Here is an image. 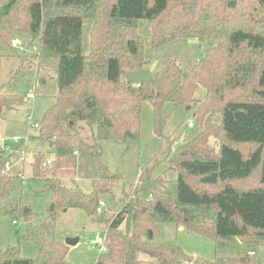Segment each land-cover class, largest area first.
Instances as JSON below:
<instances>
[{
  "label": "trees",
  "instance_id": "obj_1",
  "mask_svg": "<svg viewBox=\"0 0 264 264\" xmlns=\"http://www.w3.org/2000/svg\"><path fill=\"white\" fill-rule=\"evenodd\" d=\"M93 19L89 51L83 50L85 18ZM152 28V44L161 47L181 37L208 42L205 56L189 69L173 58L164 60L155 76L132 85L122 79L125 68H140L144 40L138 21ZM40 39V54L58 61V93L40 124V137L50 141L56 159L43 167L38 153L33 176L45 178L52 193L44 219L21 199L11 195L14 179L10 156L0 148V217L24 219L21 239L35 243V257L22 255L20 245L0 246V264H64L69 245L57 236L59 209L78 208L106 226V251L96 264H144L140 253L166 264H256L253 250L264 242V0H0V48L9 46L18 32ZM214 41H218L215 45ZM3 54L0 51V71ZM145 60V58H144ZM220 91L221 132L217 151L207 134L204 107L196 112V128L177 151L171 167L178 170L177 196L155 193L150 198L132 195L118 211H99V194L111 191L118 175L104 166L93 180L92 192L75 183L66 187L57 171L76 170L82 151L100 154L103 140H133L139 136L142 107L152 103L157 133L174 109L194 101L198 86ZM0 119L24 97L1 92ZM248 97H227L232 91ZM197 114L198 117H197ZM84 123L94 133L89 142L76 126ZM255 144L246 154L239 145ZM47 164V161L45 162ZM260 175V185L240 188L238 181ZM198 178L199 183H194ZM150 168L140 172L145 185ZM186 226L214 240L216 250L235 245L245 249L235 257L207 259L187 253L178 244L155 241L158 224ZM150 230L153 237H150Z\"/></svg>",
  "mask_w": 264,
  "mask_h": 264
},
{
  "label": "rangeland",
  "instance_id": "obj_2",
  "mask_svg": "<svg viewBox=\"0 0 264 264\" xmlns=\"http://www.w3.org/2000/svg\"><path fill=\"white\" fill-rule=\"evenodd\" d=\"M102 2L110 5L113 0ZM92 27L93 19L85 18L83 31L85 53L89 51ZM137 29L144 40L145 60L143 58V65L140 68L126 67L122 75L123 80L134 86L143 80L153 78L161 63L168 58L176 59L184 69H189L205 56L209 47L208 42H202L194 37H181L161 47H155L152 44V28L149 22L145 19L139 20ZM214 42L216 45L218 41ZM0 51L3 54L0 71L1 92L20 94L24 97L23 102L16 108L6 109L3 119H0V147L4 154L10 156L9 170L14 177L11 181V195L30 206L38 214L37 220H41L47 214V205L52 193L46 186L45 178L33 176L32 162L38 153L44 156L43 167H51L56 159L50 141L40 137L39 133L41 121L48 108L55 103V95L58 93V61L53 56L41 55L40 39H34L31 33L26 31L16 33V38L9 46H1ZM219 94V90H209L207 86L199 85L194 101L186 102L177 109L173 108L172 103L166 102L161 113L167 115L168 119L160 133L155 130L154 107L151 102L145 101L139 136L136 139L103 140L100 142L98 156L95 152L82 151L77 156L78 165L75 171L62 168L57 174L66 187H72L77 183L87 193L93 191V180L101 173V166L117 174L118 180L111 191L99 194L100 200L105 203L102 209L111 211L112 205L117 204L113 212L122 209L124 203L134 194L140 195L141 198H150V194L158 193L175 198L178 170L171 167L172 161L176 158L179 147L196 128L197 118L194 113L204 107V104L207 105L204 109L210 123L208 131L213 132L207 134L209 142L214 151L219 149L221 138L219 110L224 102L220 101ZM249 95L246 90L242 92L234 90L227 97L242 98ZM36 123L38 126H35ZM76 130L92 142L94 133L89 126L80 123ZM5 136L13 142L5 144L3 142ZM15 136L18 140H13ZM239 146L246 154L256 148V145L251 143ZM48 159L51 162L45 164ZM145 167L150 168V180L143 190L140 172ZM193 182L199 183L198 178H193ZM260 183L258 172L244 181H238L240 188L255 187ZM15 219L11 215L0 217L1 248L20 245L23 256L35 257L39 251L38 246L19 236L18 230L24 232L26 229L25 220L17 219L18 223L15 224ZM56 221L57 236L60 240L65 242L69 237H79L77 244L69 246L64 264H96L101 253L96 240L98 237H105V224L93 220L85 211L78 208L59 209ZM155 241L178 244L187 253L207 259L235 257L245 249L242 241L236 239L234 246L216 250L212 238L171 222L158 224ZM253 253L256 264H264V242L257 246ZM139 258L144 260V264H166L144 253H140Z\"/></svg>",
  "mask_w": 264,
  "mask_h": 264
},
{
  "label": "built area",
  "instance_id": "obj_3",
  "mask_svg": "<svg viewBox=\"0 0 264 264\" xmlns=\"http://www.w3.org/2000/svg\"><path fill=\"white\" fill-rule=\"evenodd\" d=\"M15 45H16V44H15ZM35 126H38V124L36 123ZM13 139H14V140H18V137L15 136V137H13ZM47 162L50 163L51 160L48 159ZM151 196H152V194L149 195V197H151ZM104 206H105V203H104L103 201H100V202H99V211H101V209H102ZM14 222L17 223L16 220H15ZM97 244H98V246L100 247L101 252L106 251V249H107V246H106V236H105V237H98V238H97Z\"/></svg>",
  "mask_w": 264,
  "mask_h": 264
},
{
  "label": "water",
  "instance_id": "obj_4",
  "mask_svg": "<svg viewBox=\"0 0 264 264\" xmlns=\"http://www.w3.org/2000/svg\"><path fill=\"white\" fill-rule=\"evenodd\" d=\"M117 206L116 203H114L111 207V210H113L115 207ZM67 210V209H65ZM150 237L152 238L153 237V232L150 230ZM79 242V237H69L65 240V243L69 246L71 245H75Z\"/></svg>",
  "mask_w": 264,
  "mask_h": 264
},
{
  "label": "crops",
  "instance_id": "obj_5",
  "mask_svg": "<svg viewBox=\"0 0 264 264\" xmlns=\"http://www.w3.org/2000/svg\"><path fill=\"white\" fill-rule=\"evenodd\" d=\"M11 139L10 138H7L6 136L3 137V142L7 145H9V142H13L12 140L10 141ZM14 140V139H13ZM2 148V147H0ZM15 221V220H14ZM15 223V222H14ZM16 224V223H15ZM106 235V234H105ZM96 244H97V240H96ZM98 245V244H97Z\"/></svg>",
  "mask_w": 264,
  "mask_h": 264
}]
</instances>
